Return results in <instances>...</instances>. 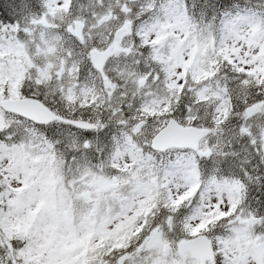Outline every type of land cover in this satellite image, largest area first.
<instances>
[{
    "label": "snow or ice",
    "instance_id": "snow-or-ice-1",
    "mask_svg": "<svg viewBox=\"0 0 264 264\" xmlns=\"http://www.w3.org/2000/svg\"><path fill=\"white\" fill-rule=\"evenodd\" d=\"M0 264H264V0H0Z\"/></svg>",
    "mask_w": 264,
    "mask_h": 264
}]
</instances>
